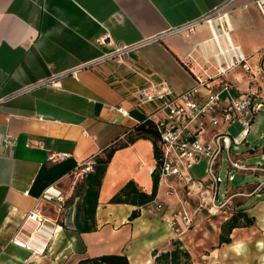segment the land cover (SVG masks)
<instances>
[{"label": "crops", "instance_id": "crops-1", "mask_svg": "<svg viewBox=\"0 0 264 264\" xmlns=\"http://www.w3.org/2000/svg\"><path fill=\"white\" fill-rule=\"evenodd\" d=\"M254 1L231 0L225 9L229 35L245 54L264 44V18ZM226 2L0 0V98L95 59L119 42L134 43L197 20ZM211 35L209 25L199 22L137 48L126 64L102 62L61 77L58 85L41 84L0 101V264H75L110 252L125 253L130 264H152V250L172 249V239L189 253L191 264H264V198L256 194L236 195L211 213L208 190L188 193L171 176L159 177L149 203L112 200L129 181L151 192L156 162L149 139L122 146L108 161L97 159L88 173L79 170L89 156L101 159L115 140L125 141L160 105L137 103L133 92L144 81L131 67L181 93L195 84L194 73L217 70L211 51L199 46ZM244 89L239 84L232 94ZM258 90L263 94L264 80ZM120 107L128 115L116 110ZM5 139L12 143L6 146ZM57 152L69 156L49 161ZM170 183L175 190L169 194ZM250 189L251 184L238 185L231 192ZM155 202L162 204L160 210ZM179 207L190 212L192 226L177 234L170 222ZM33 208L42 222L27 216ZM239 208L252 224L222 231ZM132 210L140 214L129 220ZM220 235L229 242H221Z\"/></svg>", "mask_w": 264, "mask_h": 264}, {"label": "built area", "instance_id": "built-area-1", "mask_svg": "<svg viewBox=\"0 0 264 264\" xmlns=\"http://www.w3.org/2000/svg\"><path fill=\"white\" fill-rule=\"evenodd\" d=\"M230 2L231 0H228L223 5L213 8L197 20L169 28L164 33L148 39L134 43L119 42L113 46L111 51L105 52L95 59L76 65L71 70L57 72L47 78L39 79L37 82L24 85L23 88L8 97L22 95L41 84L58 85L61 77L66 75L75 77L83 68L102 62L114 61L117 64H126L130 54L137 48L157 41L167 33L190 31L199 22H205L209 25L212 35L210 38L200 41L199 46L206 52L211 51L210 57L215 61L217 70L204 75L194 73L196 82L192 87L181 93H175L169 82L163 79H152L141 69L131 67L134 73L136 72L144 81V85L135 88L133 92L137 103L139 105L153 101L160 103L146 118L153 121L159 135L161 146L160 178L165 180L171 176L179 178L188 193H199L202 188L208 190L210 192L209 212L211 213L223 209L236 195L256 194L264 198V164L261 161L247 163L249 156L254 154L256 149L249 148L239 151L240 143H247L246 137L251 120L264 106V92L263 94L259 93L260 80L257 79L258 77L264 79V44L255 53L245 54L240 45L231 39L227 12L225 11ZM254 2L264 18V0H255ZM104 39L102 37L99 42H104ZM205 55L207 54L205 53ZM239 70L247 73L250 80L247 82L246 89L233 95L231 92L241 84L242 76L238 73ZM231 72L233 77L229 80L227 77ZM225 93L226 95L223 96ZM8 97L0 98V101ZM116 110L122 115H128L127 110L122 107L116 108ZM235 121H238L243 128L244 139L240 143L232 141L228 133V127ZM4 142L6 146L12 143L7 139ZM68 156L69 154L66 152L51 153L48 160L57 162ZM201 159L207 161L206 175L202 179H194L189 176L188 169L200 163ZM222 159L227 161V182H234L235 175H242L243 180L244 174L247 172L257 175V179L250 183L249 193L231 192L227 184H225V189L219 192L220 184L223 181L219 176ZM261 159L264 160V155H261ZM94 163V155H91L79 164V170L83 174L88 173L93 170ZM232 171L233 174H231ZM174 190L173 184H168V193L170 194ZM202 202L204 203V199ZM161 207L160 202H155L154 209L160 210ZM27 214L29 218L38 223L44 219L36 208L31 209ZM191 224L190 212L183 207L177 208L170 222L174 232L179 234L191 227ZM14 243L24 245L16 239H14Z\"/></svg>", "mask_w": 264, "mask_h": 264}, {"label": "trees", "instance_id": "trees-1", "mask_svg": "<svg viewBox=\"0 0 264 264\" xmlns=\"http://www.w3.org/2000/svg\"><path fill=\"white\" fill-rule=\"evenodd\" d=\"M138 138H147L152 142L154 147V157H155V168L151 173V178H153V185L150 193H145L137 190L132 182L126 183L118 196H115L112 200L116 202H129L133 205H144L154 200L156 197V191L158 183L160 180V169H161V146L159 143V135L157 130H155L153 121L149 119H144L139 121L131 132L126 136L125 141L117 142L115 140L113 144L106 147L103 151V157L94 158V162L99 159L101 162L108 161L112 154L122 146H126L133 143ZM122 195V196H121ZM140 211L132 210L129 220L138 217ZM253 219L248 217L243 208H239L233 213L230 219L222 227V231L230 232L235 226H250ZM221 242H229V240L220 235ZM173 247L172 249L165 251H158L157 249L152 250V256L154 261L152 264H191L189 253L180 248V242L172 239ZM75 264H130L129 259L124 253H114L110 252L108 254H98L92 255V257H81L76 260Z\"/></svg>", "mask_w": 264, "mask_h": 264}, {"label": "rangeland", "instance_id": "rangeland-1", "mask_svg": "<svg viewBox=\"0 0 264 264\" xmlns=\"http://www.w3.org/2000/svg\"><path fill=\"white\" fill-rule=\"evenodd\" d=\"M240 73L241 77V84L247 85V82L250 80L249 75L241 70L238 71ZM233 77V73L228 75V79L231 80ZM257 79L260 80V82H263L264 79L261 77H258ZM231 93H234L232 91ZM223 94V96H225ZM250 129L248 132V135L246 137V142L248 143H240L243 141L244 136L242 135V125L235 121L228 127V133L230 134L232 141L235 143H240L239 145V151H245L249 148L256 149L254 154H251L247 160V163H255L256 161H261L264 164V160L261 159V155H264V106L258 110V112L254 115L253 119L250 122ZM207 166V161L205 159H201L200 163L193 165L191 168L188 169V174L190 177L194 179H202L205 177V168ZM228 172V166L227 161L222 159V164L219 170V176L222 177V183L220 184L219 192H222L225 189V184L228 185V188L234 189L235 186L242 185L247 186L250 183L254 182L257 179V175H255L252 172L245 173V177L243 180L238 182H227V174ZM233 174V171L231 172ZM262 177V176H261ZM193 204V203H191Z\"/></svg>", "mask_w": 264, "mask_h": 264}, {"label": "water", "instance_id": "water-1", "mask_svg": "<svg viewBox=\"0 0 264 264\" xmlns=\"http://www.w3.org/2000/svg\"><path fill=\"white\" fill-rule=\"evenodd\" d=\"M242 178H243L242 175H235V177H234V181H235V182L241 181Z\"/></svg>", "mask_w": 264, "mask_h": 264}]
</instances>
